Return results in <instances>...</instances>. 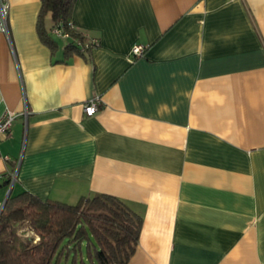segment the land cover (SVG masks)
<instances>
[{"label": "crops", "instance_id": "0c3cea01", "mask_svg": "<svg viewBox=\"0 0 264 264\" xmlns=\"http://www.w3.org/2000/svg\"><path fill=\"white\" fill-rule=\"evenodd\" d=\"M6 1L0 205L15 171L13 194L124 200L127 264H264V0H75L86 50L40 38V0Z\"/></svg>", "mask_w": 264, "mask_h": 264}, {"label": "trees", "instance_id": "16d2710c", "mask_svg": "<svg viewBox=\"0 0 264 264\" xmlns=\"http://www.w3.org/2000/svg\"><path fill=\"white\" fill-rule=\"evenodd\" d=\"M40 1L38 35L52 46L45 16L50 14L52 25L66 24L75 0ZM71 35L67 47L78 49L73 39L79 33L73 30ZM141 221V215L124 200L107 193L82 196L68 203L41 199L27 190L15 194L10 191L0 209V264H60L71 250L75 254L71 264H78L77 249L80 264H127L138 241ZM24 226L35 236L24 238L20 233ZM82 241H87L90 263L82 255Z\"/></svg>", "mask_w": 264, "mask_h": 264}, {"label": "built area", "instance_id": "2783aa9c", "mask_svg": "<svg viewBox=\"0 0 264 264\" xmlns=\"http://www.w3.org/2000/svg\"><path fill=\"white\" fill-rule=\"evenodd\" d=\"M8 2L6 0H0V31L9 34V27H8ZM75 30L79 33L73 41L74 44L77 45L79 50H86L92 47L93 45L98 43V38L94 36H90L84 32L78 30L74 24V22L69 19L66 24L61 22L54 23L51 28L50 32L55 36L61 37L65 40L71 38L72 31ZM145 46L141 43H135L132 45L130 49V55L132 57L141 56L144 53ZM100 102V98L98 96L87 100L83 105V110L85 114L91 115L93 114L97 108L98 103ZM16 117V112L6 109L3 114L0 116V137L2 134H7L10 130V126ZM15 177V171L10 173V184L11 187Z\"/></svg>", "mask_w": 264, "mask_h": 264}, {"label": "rangeland", "instance_id": "374dc122", "mask_svg": "<svg viewBox=\"0 0 264 264\" xmlns=\"http://www.w3.org/2000/svg\"><path fill=\"white\" fill-rule=\"evenodd\" d=\"M20 233L24 238L29 237V236H33V237L35 236L34 233L32 231H29L25 226L21 229ZM35 240H37L36 237H35ZM81 248H82L83 257L86 258L87 263H90L89 258L87 256V251H86L87 250V241H82ZM74 255L75 254L73 253V250L69 251L67 257H63L61 259L60 264H71V261L73 260ZM76 259L78 260V264H80L79 249H77V252H76Z\"/></svg>", "mask_w": 264, "mask_h": 264}, {"label": "water", "instance_id": "95a60500", "mask_svg": "<svg viewBox=\"0 0 264 264\" xmlns=\"http://www.w3.org/2000/svg\"><path fill=\"white\" fill-rule=\"evenodd\" d=\"M10 190H11V188L9 187V188H8V192H7V194H6V198H7V196L9 195ZM5 200H6V199H5ZM5 200H4L3 203L0 205V209L2 208V206H3L4 202H5Z\"/></svg>", "mask_w": 264, "mask_h": 264}]
</instances>
